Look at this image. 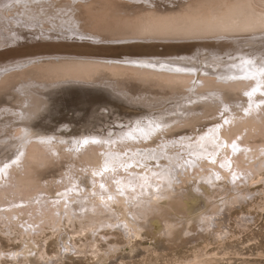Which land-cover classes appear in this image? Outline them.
Wrapping results in <instances>:
<instances>
[{
	"label": "bare ground",
	"instance_id": "bare-ground-1",
	"mask_svg": "<svg viewBox=\"0 0 264 264\" xmlns=\"http://www.w3.org/2000/svg\"><path fill=\"white\" fill-rule=\"evenodd\" d=\"M39 1H45V0H11V2H9L8 4V7H10V10H11L10 13H7L6 7H3L0 5V51L2 50L3 52L5 50L4 48L6 47L4 46V43L9 42L8 45L6 46L15 45L17 47H21L26 44V43L23 44V42L19 43L20 40H17L12 32L13 30H15L16 32L19 31V29L15 28L17 26L16 21L10 20V17L13 15L18 21H20L21 17L28 18L27 20L23 21L24 25L20 27L21 28L23 27L24 28L23 31L25 33L31 34V38L35 39L34 40L35 42L31 43V45H33L34 47H36L37 44L39 45L46 44L47 39L50 38L51 40H57V43L61 45L60 48L57 50V53H64V55L75 53L80 58L73 59V60H67L66 58L56 57V59L53 58L51 59V61L42 62L39 65L36 64L33 68L28 69V70H22V71L18 70L17 72H10L9 75L7 74L6 77L0 80V87H4L3 85H6V83L11 81L14 77L16 76L20 77V75L21 76L26 75L27 73L31 72V70L40 72L39 74H41V76L42 74H46L49 76L51 74H60L61 76L60 78L51 81L52 83L55 84L56 88L60 87L58 90H61L62 86L66 87V85L68 84L71 86L77 85V88H78V85L87 86V85H95V84L104 85V87L109 86L111 88L112 87L118 88L119 81L124 82L126 85H127V82L135 83V84L140 82L139 84L136 85L135 89L137 88V86L139 87V85H141L140 89H144V88L146 89V85H151V86H148L147 89H149V87H151L150 89H152V87L153 88L155 87L154 89L156 90L158 86L159 87L158 91H161L163 89L161 92L165 93L166 88L167 87L170 88V91L167 93H171L172 94L171 97L170 96L169 98L166 97L165 95L167 93H165L164 97L162 96L160 98L159 97L157 98L158 99L157 102L158 103L161 102V104H158L159 107L160 105L162 106V104L164 106L166 105L165 110H167V112L168 111L172 112L174 116L170 117L167 114L168 117H165L164 116L165 113L162 114V111H161L162 115L157 116L158 119L155 122L150 121L154 119L155 117L147 121L148 123L144 122L143 120L141 121L138 118H137L138 120L131 122L133 118L132 119L130 118L131 121L129 122V124L126 122V124L128 125L125 126L124 128H121V129L118 128L119 130L117 131V128L115 127L116 130L114 131H117L115 133H110V132H113V130L110 131V129H108V131H110L109 133H103L104 132V129H103V132H102L103 134H100L99 132L98 133L97 132L96 133L84 132V133H75L69 136L65 134L64 135L60 134L58 133V131L57 132L54 131L58 129L57 127H56L57 129H54V130L47 128L45 125L46 121L43 119L48 114V111L50 112L53 110L52 112H50L52 114L54 112L55 106L57 107L59 105L58 103L60 101L59 95L61 92L58 95L59 99L57 98L58 105L57 103L53 104V102H52V105H50L49 101H44L42 99L43 96H40L37 93H30V97L25 99V101H22L21 106L13 107V106L3 105L4 107V109H2L3 114L12 115L9 118V121L7 123H2L0 125V158H1V154L4 152L6 153L3 155V160L4 158H8V161L6 162L3 161V163L0 164V218L5 221L3 223L8 225L6 220L9 219L13 221L12 220L13 217H16V219L18 217V220L13 223L15 224V226L17 225L16 227H19L17 229H19V233L23 237V240L31 236L32 232L34 231V230L32 231V229H34V226H32L33 224L25 225L24 224L25 217L21 219L19 214L20 213L23 214L27 212L28 213L31 212V214H35L39 210L41 211L39 219L41 220L46 219V217L48 216L49 217L48 223L52 224L55 230L57 229L61 230V226L63 225L62 220L64 218L68 219V221L71 223H75V221H78L80 223V228H81L79 233L81 234H87V235L95 234L96 235L99 232V230L100 229L102 230L103 228L124 230L126 235L133 239V240H130V243H129V247L132 249L130 251L131 253L129 254L128 252H126L124 256H129V255L133 256L137 251H139L138 248H140V246L142 245H138L140 244V241H141L138 239H141L144 237L142 231L147 230V228L149 227L147 223L150 217L153 216L154 213L159 210L161 211L160 216L162 217L163 222L165 224L164 232L166 234V237H167V234L172 233L171 230H173L174 228L176 229V227L178 226L183 227L182 229L181 228L180 229L182 230V232H186L188 236L190 235V239L191 238L194 239V237L195 238L202 237L200 236L199 233L200 232L205 233L206 230H208V233L214 235V237L219 241L220 246H225L227 241L236 239L238 238V236L244 233L246 230L242 229L241 227H245V228L250 227V225L253 223V217H252L253 215L251 216L244 215L241 219H239L240 220L239 227L241 228V230L239 229L240 231L238 233L236 232L232 233L231 231H221L220 229L215 230L214 227H211L214 224L218 225V223L217 222L213 223L210 220L211 214L206 212V210H212L213 213H215V211L222 210L223 208H226L228 210L230 208V205H233L235 204L234 202H237L236 201L237 196H242L243 201H244V196L242 195L243 192H240V190L238 189L229 195V192H230L229 187H228V190L227 188H224V191H223V188H221L222 190L219 191L217 195L219 196V198L216 197L218 199L217 201H215L216 200L215 198V200H211V202L208 200L209 202L207 203L208 205H205V203H202L201 206L204 211L201 212V215H200L201 217H199V219H196V220L188 219L184 215V212L183 214L177 213V212L173 214L170 213L169 209H173L172 208L173 203L169 205H165V206L164 205L157 206V204L163 198L165 197L171 198L169 188L172 184L170 185L171 183L170 181L171 179L173 180L175 173L176 174L178 173V168L183 169L186 166H188L189 163L187 161L189 160L199 163L198 160L201 158L200 155H202V157L208 158V161H211L210 164H208V166L209 168L211 167L212 169H214L215 172H217L216 168L219 163H221L224 166L225 164L228 165L227 163L229 161H230L229 164L236 163V166H239V170L240 171L242 170V173L245 174L246 179L247 178L249 179V176H251V174H254L256 171H258V175L261 176L260 172L264 171V144H255L253 148L248 149L247 146L244 147L243 142L242 143H238L239 141L236 142L238 135H241L243 131H246L245 132L246 138L256 137V134H258V132L261 136L264 137V101L260 97L261 95H264V66L258 67L257 66L258 63L249 61L250 64L247 68L245 67V69L243 67L246 66L247 63L242 65L243 66V67L241 66L242 68L240 67L239 69L235 71H232L230 69L224 71L223 69V71L221 70V72L214 73L212 69L206 68L207 67L206 65L210 66L212 64V62L210 64V62H208V60L206 59H205L206 61L205 60L202 61L204 64H206L204 65L206 66L205 68L202 67L201 65L199 66L198 64H195L192 60L183 61L185 58L187 59V56L184 57L185 53H183L184 55L182 54V52L187 51L186 50V48H188L187 46L182 49L181 46L178 45V47L180 46V48L177 49L178 48L177 47L176 49H174L172 45H168L170 48L165 49L166 50L165 52L164 51L161 52L160 50L157 49V45L145 44L146 42L145 40L150 41L152 39V41L150 42H155V41H158V39L153 38V36L143 38L144 36L142 35L143 32H146V31H150L154 34H157V33L179 31L183 29L209 30L213 28H218L217 23L213 22L212 20L215 17H219V14L218 15L217 13H215L214 15L212 14L213 16L211 18L213 19H211L210 17H208V19L207 18L201 19V18H196V17L184 18V17H181V15H179L181 18L178 17L177 19H174V21H172L171 23H169L170 20L167 19L168 17L166 18L164 17L163 18L164 20L162 19L163 21H158L159 23L162 22V24L165 23L164 27H160L158 22H153V20L151 21L150 19L151 17L150 18L148 17L149 21L143 22L142 25L139 27L140 33H137V34L135 33L132 35L129 34V35L120 36V37H104L103 35L99 33H95V31H91L88 28H86V30L89 31L90 33L84 30L78 31L77 23H76V19L78 21V17L75 16V14H73L74 12L72 13L73 15H70V16L66 15L67 13L69 14L70 9L64 10L63 12V13H66V11H68L65 14L68 17H65L64 15H63L64 17H62L61 15H60L61 17H59L52 11L48 12L46 8H43L40 11L38 9L39 5H37V2ZM48 1L50 2V4L51 3L55 4V7L57 8L62 7L63 9V7L65 8L66 6V4H64L65 2L61 0H48ZM94 1L96 2V0ZM102 1L103 2H101L100 0H97V3H100V4L104 3L105 6H107L106 4L112 3L114 1L116 3V0H102ZM120 2H123V1L118 0V2L115 5H117L118 3L120 4ZM67 3L69 2L67 1ZM94 3H91V4L88 3V5H93ZM23 5L26 6L27 8H23ZM249 5H251V0H241L228 9L227 13L229 15L231 16L234 15L233 17H235L237 21L241 19L238 24L234 21L235 19L232 21L230 20L231 22L235 24H232L231 26H229V28L233 26H240V27H255L256 26V21L254 20V16H253L254 14H252V12L250 11L251 9L249 10ZM85 9L86 10L82 11L81 13L82 15L81 21L83 22L84 27L88 26V27L94 28V23L91 20V18H87L83 16V14L89 13L94 8L91 9L90 6H87ZM256 18H259V17H256ZM99 20L100 19H98L97 21L98 23H99ZM256 20L258 23V20H262V19L259 18ZM231 22H229V24H231ZM259 22L261 23L262 21H259ZM105 23L103 25L100 23L99 26H97L98 24L96 26L100 27L102 25V28L104 29V25H105V29H108L109 24L107 23L106 25ZM155 23H158V24H155ZM13 25H16V26H13ZM37 25L44 27L46 29L53 28L55 30H62V31L66 30L68 32H74V34L79 37H83L85 35H90V36L93 35L95 37V41L90 43L86 41L78 42L75 40L73 41H70L68 39L65 40L63 36L59 34H50V33L37 31L36 29ZM30 26L32 27L31 29H30ZM149 38L150 40H148ZM117 39H120L121 41H125V42L112 43L114 42V40L116 41ZM135 39L136 41H134ZM138 39L139 40L145 39L143 40L144 43L142 41L143 45L137 44L139 43ZM98 41L99 42L101 41L102 43L97 44L99 43ZM67 43H76V44H81V45L89 46V47L95 46L96 49H82V50L72 51V47L69 46ZM226 44H227V41L218 45L219 47L217 51L221 48H224ZM136 45H140V46L135 47ZM133 53H136V54H133ZM195 53H196V50H195ZM199 54L198 56L204 59V55L202 54L199 55ZM191 56L193 57V55ZM180 57L184 59L182 61L176 60L177 58L179 59ZM200 60L198 62L196 59L198 63L201 62ZM202 62L200 64H202ZM120 63H124L127 66H120L119 65ZM216 65L217 64H215L213 67L216 68ZM3 71L5 70L0 69V74L5 73ZM107 72L111 73L112 77H115L116 79L114 78L113 80L110 79L109 77L111 75L108 76L109 73ZM125 72H132L133 75L131 77H128L125 75ZM203 72L212 74V75L214 74L215 76H217V81L213 84L212 82H210L211 83L210 87H207V84L204 82V80H202L204 78L201 79L200 77L201 76L200 74ZM98 73L100 74L103 73V75L101 74L102 77L106 76L104 74L107 73L108 77H103V80L101 79V81L97 80L98 77L96 78L95 75H97ZM100 74H98L99 78L101 77ZM196 75H197V79L195 77ZM194 79H196V81H193ZM200 80H202L201 83H203L202 87L200 86V83H199ZM188 82H194V83H191L189 85ZM142 83L144 85L143 86L144 88H142ZM135 84L133 85L135 86ZM153 84L156 86H152ZM133 85L130 84L131 87H133ZM187 86L191 87L189 91L184 90V89H187ZM234 86L241 87L243 93L240 97H238V99L227 100L224 97V95L227 97H229L230 95H227V93L224 94L226 91H228L225 88L232 89V87ZM65 87L64 89L68 90L67 88H69L70 86L67 88ZM182 87L183 88L186 87V88H184L182 91ZM235 87L233 89H235ZM39 88L44 90L45 88H48V86L39 87ZM72 88L71 90L68 91L69 95L71 94V92H73ZM117 88L113 89L114 90L113 93L116 92L115 90L117 91L121 90L120 88L118 89ZM90 89L92 90V88ZM90 89L86 91L90 92V95H91L90 97L92 98L94 97V94L96 95L97 92L94 93L93 92L94 89L91 92ZM73 90H78V89H73ZM107 90H108V87H107ZM107 90H105L104 92L107 93L106 92ZM121 91L124 92L122 96L126 95L125 94L126 90L124 91L123 89ZM158 91H155V92H158ZM75 92L77 91H74L73 93ZM78 92H81V91H78ZM87 92L86 94H83L84 97L85 95L87 97L89 96L87 95L88 94ZM127 92L128 91H126V93ZM108 93H111V92L108 91ZM103 94L100 93L101 99L108 100L106 98L110 96L108 95V97L104 98V96H107V95H103ZM231 94L233 95V93ZM244 94H246V96H243ZM98 96H95V97L99 99ZM87 97L85 99H87L88 101L89 99ZM145 97L146 96H144V99ZM232 97L233 96H231V98ZM119 98H120V95H119ZM127 99L130 100L131 97L128 96ZM132 99L134 98L132 97ZM204 99H207V100H204ZM105 100H104V105L106 103ZM147 100L148 99L142 100L141 98L140 103H144V101L146 102ZM122 101L124 100L122 99L121 102ZM135 101H138V99ZM154 101H152L153 104L155 103ZM195 101H201V102L210 101V103L212 104L215 103L216 106L224 107L225 109L224 111L227 110L231 114L229 115L225 113L223 117H225L226 119L222 123L219 122L218 124V121H214L213 123L214 124L217 123V125L206 130L204 133L201 132L202 134L200 133L197 136L198 138V141L196 140L197 142L192 140L193 138L192 139L184 138L181 140H177V139L175 140V138L181 133L173 134V136L171 135V138H168L165 135L164 137L165 139L161 141V145L160 144L156 145L159 142H154L153 140H150V141L154 143L145 142L148 138H151L154 134L157 135L156 136L157 138H158V134H164L165 132L164 130L170 127L171 125L173 127V123L175 124V122L178 123L177 121L179 122H181L182 120L184 121V119H181V118H183V116L187 112L193 115L192 118L197 117V115L199 114L197 113L199 112L197 110H199L200 108H203V106L202 107H189V108L185 107V109L184 107H179L180 103L182 104L186 102L190 104ZM63 102L65 101H62V103ZM79 102H81L80 104H84L82 103L83 102L82 100ZM114 102L112 105L114 106L115 103H116L115 105H117L118 101L115 103ZM149 102L151 101L149 100ZM249 102L250 104L248 105ZM146 103H144L145 106H147L148 104ZM64 104H66V102ZM212 104L209 105V108L207 106V109H211L210 107H212ZM49 106L52 107L51 108L52 110H49ZM80 106H84V105H80ZM148 106L147 108H149ZM152 106L153 105H151L150 108H152ZM59 107L60 106H58L55 109L56 112L58 111L56 115L59 114V110H58ZM72 107L71 109L75 111L76 108L74 109ZM121 107L123 106H120V108ZM174 107H176L177 110H174L173 109ZM220 107H218V109ZM97 108L98 107H96V109ZM62 109L64 110H60V111L61 112L63 111L62 114H64L65 108L63 106H62ZM123 109H122V112H123ZM129 111L130 109H128V112ZM131 111L133 112L134 109H132ZM137 111L135 110V113ZM140 112H141V109H140ZM150 112H152V109L150 110ZM156 112H153V113H156ZM101 113L103 112L101 111ZM179 113H182V114L180 115ZM117 115L119 114L117 113ZM150 115L152 116V114ZM90 116H94V115L91 114ZM100 116L101 114L98 117ZM111 117L112 116L110 114L109 118ZM117 117L118 116H116V118ZM190 117L186 118L188 119L187 122L185 119L186 124L189 126L192 125L193 123L195 124V121L198 119L197 117V119L194 118L193 120L189 121ZM204 117H206V114L204 115ZM11 119H15V121L12 122ZM72 120L74 122H78L80 119L78 121L76 119H75L76 121L74 119ZM97 120H99V118ZM198 120L200 121L201 119H198ZM81 121L82 120H80L79 122ZM183 121L181 122L182 124H183ZM83 122H84V119H83ZM63 123L62 125H64ZM65 124L67 123L65 122ZM112 124L113 123H111L110 125L111 127H112ZM209 124L210 123H208V125ZM62 125L60 124V126ZM91 125L93 124L90 123L89 127H91ZM114 126H115V123H114ZM114 126L112 127L113 129H114ZM176 126H179V125L176 124ZM107 127L105 128L107 129ZM76 129L77 131H80L78 130L79 128H75V132H76ZM259 134L257 135L258 137H260ZM219 136L221 139H218ZM247 141L249 140H245V142ZM263 141L264 140H262L261 142ZM249 143L251 142L249 141ZM178 145L179 146L181 145L180 147L183 146V149L187 148L186 149L187 151H184V152H187L188 154L185 155L183 154V151L180 152L181 149ZM85 146L87 147L84 148ZM25 149H27L26 152H25ZM201 151H204V153L203 154L200 153ZM10 153L12 155H10ZM219 153L221 155H224L223 159H217V155ZM231 154L234 156L232 160L229 159V157L232 156ZM257 157H259V159H256ZM65 165L66 167L68 166L67 167L68 172H66L65 174L66 176L65 179L63 178L64 175L63 177L61 176L62 173L59 176L54 174L55 166L59 167L58 168L59 172H63V170L65 169L64 167ZM88 166H89V169L87 168ZM223 166L221 167L223 168ZM80 167H82L81 169L83 170L79 171ZM55 168L57 169V167ZM85 168L86 170L84 172ZM120 169L124 170L125 173L116 172V170L121 171ZM103 170L104 172H102ZM243 170L245 171V173ZM55 173H58V172H55ZM103 173L105 174L104 175L105 178L108 177L107 178L108 181L110 180V181L116 182L115 187L118 188V191L111 192L112 190L109 189L110 191L109 192L107 191L108 193H110L109 195H107V193H104V190H102L101 188L102 186L108 185L107 184L108 182H106L105 184V178L102 176ZM112 174L114 176L113 178L111 176ZM6 177H8V179H5ZM61 177L62 179H64V181L61 180L63 181V183L64 182H66L67 184L69 183V186H70L69 188L67 184H66L67 186L65 187L60 186V184H52L57 178H61ZM97 177L100 179H98ZM50 178H52L51 181H50ZM155 179H157L158 181H156ZM238 180L234 178L233 181H238ZM252 180L254 179H251V182ZM260 181L264 182V174L261 176ZM89 182L92 183L90 185H92L93 189L88 188ZM233 184H236V183H233ZM236 186L237 185H235V187ZM33 187H38L36 188V190L40 188L39 191H41L43 195L34 197L35 196L34 194L36 193L32 194V191H30L31 188ZM56 194L58 195L55 196ZM109 197L112 198V200H109ZM238 199L240 198L238 197ZM178 200L180 203L178 202ZM178 200L176 201L181 206L182 201H180V199ZM238 201L240 202V200ZM116 202L122 205L124 204L126 205L128 203V205H126V208H128L127 214L125 212L122 219H119V218L117 219L116 217L117 215L115 216V214H113L114 213L112 211L113 204L114 203L116 204ZM257 202L258 200H254V203L252 204V206L256 205ZM260 208L263 209V206L260 205ZM128 216H131L132 218L130 219ZM178 220H180L179 222L183 221L184 225L178 224ZM45 221L46 220H44V222ZM20 224H24L23 229L22 228L20 229V226H19ZM204 228H207V229L204 230ZM138 229H140V231H138ZM11 231L12 230L10 228L8 233L12 235ZM59 233L61 234L60 236H62L61 237L62 242L65 245L64 246L65 252L60 255H56L55 258L50 256L51 259L48 260L49 262L51 263H54L55 261L58 262L59 260H62V258L64 257L72 256L74 253H75L74 255L76 254L84 255L88 249L87 247L91 248V251H92L91 253L93 256L95 257L101 256L102 252L99 251L98 245L100 242H99V237L97 235L96 236L94 235L95 238H93V240H91V238L88 239L87 247H85V249H79L77 247L76 249L78 250H75L74 246L73 247L72 245L68 246L67 244V243L71 244L68 233L67 232H59ZM72 234L73 233L71 232L70 236H73ZM100 236L106 237L105 235H102V234ZM168 241L169 243L171 242L169 239ZM180 241L184 242L182 240ZM212 244H213L212 242H208V243H205L204 246H212ZM25 245H26L25 250L15 253L13 257L14 264H24V263H29V262L47 264L45 263V260L47 261V259L45 258L46 256L42 252L36 253L37 248H35V246L33 245H30L28 242H25ZM35 245L38 247V249L41 247V245L37 243ZM195 246H198V245H195ZM119 248L117 247L113 248L112 251L107 254L109 255L107 256V259L108 258L110 259L111 257L110 254L112 255V253L115 256L122 255L123 252ZM150 248H153V247H149V249ZM33 253L34 254L36 253L34 257H32ZM0 254H1V249H0ZM103 255L100 257L101 258L100 262L104 260L102 258ZM0 258H1V255H0ZM116 258L117 257H115V259ZM113 260L112 261L109 260V261L113 262ZM196 260H198V258ZM3 263L4 262H1L0 264H3ZM118 264H125V263L123 261H120Z\"/></svg>",
	"mask_w": 264,
	"mask_h": 264
},
{
	"label": "rangeland",
	"instance_id": "rangeland-1",
	"mask_svg": "<svg viewBox=\"0 0 264 264\" xmlns=\"http://www.w3.org/2000/svg\"><path fill=\"white\" fill-rule=\"evenodd\" d=\"M61 1H64L65 2L64 4H66V6H65L66 9L64 7H63V9H62V7H59L61 9V11L59 8L55 7V4H52V3L50 4V2L48 0L37 2V5H39L38 9L41 11V9L46 8V10L48 12L52 11L56 15H58L59 17H61V16L62 17H64V16L68 17L66 15L70 16V15L75 14V16L78 17V21L76 19L78 31H80V30L87 31L86 28H88L91 31H95V33H99V34L103 35L104 37H120V36L129 35V34L132 35L135 33L136 34L140 33L139 27L142 25L143 22L149 21L148 19L150 17H151L150 18L151 21L153 20V22L163 21L164 17L165 18L168 17L167 19L170 20L169 23H171L172 21H174V19H177L178 17L179 18H181V17H184V18L196 17V18H201V19H205V18L208 19V17L211 18L215 13H217V15L219 14V17H215L214 19L213 18H211V19H213L212 20L213 22L217 23L218 28H213V29H209V30H206V29H183V30H179V31L157 33V34H154L150 31H146V32H143V34H142L144 36L143 38L153 36V38L158 39V41L150 42V41H152V39L150 40V38L148 39L150 41H147L145 39H142V40L138 39L139 43H137V44L143 45V43H144L143 40H145L146 41L145 44H148V45L155 44V45H157V49L160 50L161 52L162 51L165 52L166 51L165 49L170 48L168 45H172L174 47V49H176L178 47V45H180L182 49L187 46L188 47V48H186L187 51L182 52V54L185 53V55L184 54L183 55H184V57L187 56V59L180 57L179 59L177 58L176 60H178V61H182L183 59H184L183 61H185V60L191 61L192 60L195 64H198L199 66L201 65L204 68L207 66L206 68L212 69V71H214V73L215 72H221V70L223 71V69H224V71L229 70V69L232 71H235V70L239 69L242 65L247 63L246 66H244V67L242 66L245 69V67L247 68L249 66L251 61L258 63L257 64L258 67L264 66L263 65V63H264V26L263 25L264 24H262V23H264L263 22V20H264V0H262V1L261 0H251V5H249V10L251 9L250 11L252 12V14H254L253 15L254 20L256 21L255 27L233 26L230 28H229V26H231L232 24H235V23L231 22L232 20L235 19V17H233L234 15L231 16L227 13L228 9L231 8L233 5H235L238 1H241V0H120L123 2H120V4L118 3L117 5H115L118 2V0H116V3L114 1L112 3L106 4L107 6H105L104 3L103 4L97 3V0H96V2L94 0H61ZM67 1L69 3H67ZM100 1L103 2L102 0H100ZM9 2H11V0H0V5L3 7H6L7 13L11 12L10 7H8ZM90 2L91 3L95 2V3L93 5H88V3L91 4ZM87 6H90L91 9L94 8V9H92L94 12L91 10L89 13L83 14V16L87 17V18H91V20L94 23L95 29L92 27H88V26L84 27L83 22L81 21V17H82L81 13H82V11L86 10L85 8ZM108 6H109V8H108ZM105 7H106V9H105ZM169 7H171V8H169ZM23 8H27V7L23 5ZM67 9L68 10L70 9L72 11L69 10V14L67 13L68 11H66L67 14L63 13L64 10H67ZM170 10H172V11H170ZM170 14H172L173 16ZM91 15H92V17H91ZM179 15H181V17ZM256 17H259L262 20H258V23H257L256 19H259V18H256ZM97 18L100 19L99 23L97 22L98 21ZM231 18H233V19H231ZM27 19L28 18H26V17L25 18L21 17L20 21H18L13 15L10 17V20L16 21L17 26L16 25H13V26H16L15 28L19 29L18 32H16L15 30L12 31L14 36L16 37L17 40H20L19 43L23 42V44L24 43H26V44L24 46L17 47L15 45L6 46V45H8L9 42L4 43V46L7 49L4 48L5 50L3 52H2V50L0 51V54H1V56H0V69L5 70V71H3L5 73L0 74V75H2V76H0V80L2 78L6 77L7 74L9 75L10 72H17L18 70H20V71L28 70V69L33 68L36 64L39 65L42 62L51 61V59H53V58L56 59V57L57 58L58 57L59 58H66L67 60H73V59H79L80 58L75 53H70L67 55H64V53H57V50L60 48L61 45L57 43V40H51L50 38L47 39L46 44H43V45L37 44L36 47L31 45L32 42H35L34 41L35 39H32L31 34L25 33L23 31L24 28L20 27V26L24 25L23 21H25ZM227 19H229V20H227ZM94 20H96V21H94ZM240 20L241 19H239L237 21V19H235L234 21L238 24ZM104 21L109 24L108 29H105V25H104V29L102 28V25L105 23ZM259 21H262V22L260 23ZM229 22H231V24H229ZM100 23L102 25L100 27H97L100 25ZM107 23H105V24L107 25ZM158 23H155V24H158ZM110 24H112V25H110ZM114 25H115V27H114ZM159 26L164 27L165 23L162 24V22H161V23H159ZM31 28L32 27L30 26V29ZM97 28H99V29H97ZM36 29L39 32H45V33H50V34H59V35L63 36V38L65 40L66 39H68L70 41L75 40L78 42L86 41V42H90V43L95 41V37L93 35H91V36L85 35L83 37H79V36H76L74 34V32H68L66 30H64V31L55 30L53 28L46 29V28L38 26V25L36 26ZM87 32L90 33L89 31H87ZM41 40H43V39H41ZM117 40L116 41L114 40V42H112V43L125 42V41H121L120 39H117ZM138 40H137V42H138ZM160 40L162 43L160 42ZM134 41H136V39ZM142 41H143V43H142ZM225 41H227V44L225 45V47L221 48L217 51V49L219 47L218 45H220L221 43H223ZM100 43H102V42L100 41L97 44H100ZM67 44L72 47V51L73 50L74 51L82 50V49H96L95 46L89 47V46H84V45L76 44V43H67ZM182 45H183V47H182ZM137 46L139 47L140 45H136L135 47H137ZM180 46L177 49H179ZM211 48H213V49H211ZM190 50H192V51H190ZM195 50H196V53L198 52L197 54L195 53ZM199 52H200V54H199ZM102 53H104V52H102ZM129 54H131V53H129ZM133 54H136V53H133ZM198 54L204 55V59L200 58V56H198ZM5 55H7V56H5ZM188 55L190 58L188 57ZM191 55H193V57ZM196 59L198 62L200 59H201L200 60L201 62L206 59V60H208V62H210V64L212 62V64L210 66L204 64L203 62H202V64H200L201 62L198 63L196 61ZM215 64H217L216 68L213 67ZM260 64H261V66H260ZM119 65L120 66H127L124 63H120ZM204 65H206V66H204ZM5 68H7V69H5ZM253 68H254V66H253ZM39 73L40 72H38V71H32L31 70V72L27 73L26 75H22V76L20 75V77L16 76L17 78L14 77L11 81L6 83V85H3L4 87H0V125L2 123H7L9 121V118L12 116L11 114H3V110H2V109H4L3 105L13 106V107L14 106L15 107L21 106L22 101H25V99L30 97V93H37L38 95L43 96L42 99L44 101H49L50 105H52V102H53V104H56L58 102V99L60 98L59 99L60 101L58 102L59 105L57 103V105L61 107V109H60V107L58 109L60 115L59 114L56 115V113H58V111L57 112L55 111V109L58 106L57 107L55 106V109L53 108L54 112L52 114L50 113L53 111L51 109L52 107L49 106V110H52V111H50V112L48 111L49 115L47 114L48 116L46 115L45 118H43V119L46 121L45 125L47 128H50L53 130L58 128L57 130H54V131H56V132L58 131V133H60V134H63V135L65 134V135H69V136L73 135L75 133H84V132H92V133H96V132L98 133L99 132L100 134H103V133H109L112 130H113V132H110V133H115L119 130L118 128L121 129V128H124L125 126H127L132 118H133V120L131 122L140 119L141 121L143 120L144 122L148 123L147 121H149L153 117H155L154 118L155 120L152 119L150 121L155 122L158 119L157 116H161L163 113H165L164 114L165 117H168V115L170 117L174 116V114L172 112H170V111L167 112V110H165L166 105L164 106L162 104V106L160 105V107H159L158 104H161V102L160 103L157 102L158 97L159 98L162 96L164 97L165 93L170 91V88H168V87L166 88V90L167 89H169V90L166 91L164 89L165 90V93H164V92H161L163 89L161 91H158L159 90L158 86H157L158 89L156 88V90H155L154 89L155 87L154 88L152 87V89H150L151 87H149V89H147V87L151 86V85H146V89H145L143 87L144 85L142 83V88H144V89H140L141 85H139V87L137 86L138 89L137 88L135 89L136 85L139 84L140 82L136 83V84L127 82V85H126L124 82L119 81L118 82L119 86L117 85L118 88H120L121 90L124 89V91L125 90L128 91L127 93L125 91L126 95H124V96H122L124 94V92L121 91L120 89H119L120 91L115 90L116 92L113 93L114 92L113 89H116L117 87L111 88L109 86H105L106 87L105 88L104 85H99V84L87 85V86L86 85H78V88H77V85L71 86L68 84L70 87L68 85H66V87L64 86L65 88L69 87V88H67L68 90L64 89L63 86L61 87L62 88L61 90H58L60 87L56 88L55 84L52 83L51 81L60 78L61 77L60 74H51L50 76L46 75V74H42V76H41V74H39ZM107 73H109V72H107ZM107 73L104 74L106 76H103V77H108L111 75V73H109L107 76ZM98 74H100V73H98ZM101 74L103 75V73H101ZM101 74H100V76H101ZM97 75H95L96 78L98 77L97 80H100V81H101V79L103 80L102 76L99 78V75L98 76ZM125 75L128 77H131L133 75V73L132 72H125ZM200 75H201L200 76L201 79L204 78L202 80H204V82L207 84V87H210V84H211L210 82H212V84H213L217 81V76H215L214 74L212 75V74H208V73L203 72ZM262 75H263V73H262ZM203 76H205L206 78ZM195 77L197 79V75ZM109 78L112 80H113V78L116 79L115 77H112V75ZM210 78L213 80H211ZM196 79H194L193 81H196ZM214 79H216V80H214ZM202 80L199 81L201 87L203 85V83H201ZM120 82H122L123 84ZM188 83L190 85L191 83H194V82H188ZM130 84L131 85L135 84V86L133 85V87H131ZM154 84L152 86H156ZM45 86H48V88H45L44 90L39 88V87H45ZM89 86H90V88H92V90L94 89L93 92L94 93L97 92L99 94V96L97 93H96V95L93 93L94 97L91 98L90 92H87L90 89ZM107 87H108V90H107ZM234 87H232V89L231 88H225L228 91L225 90L226 92L225 93L223 92V93L224 94L227 93V95H230L229 97L224 95V97L227 100L238 99V97H240L242 95L243 92H242L241 87L237 86V87H235V89H233ZM71 88H72L73 92L74 91H77V92L73 93L70 91L71 94L69 95L68 91L71 90ZM86 88L87 89L89 88V89L87 90ZM184 88H186V87H184ZM184 88L182 87V91ZM34 89H36V90H34ZM73 89H78V90H73ZM190 89H191V87L187 86V89H184V90L189 91ZM92 90H91V92H92ZM105 90H107L106 91L107 93L104 92ZM78 91H81V92H78ZM108 91L111 92L112 94L108 93ZM131 91H132V93L134 92L135 95H134V93L132 94ZM155 91H158L159 93L160 92L161 93L159 94L158 92H155ZM86 92L88 93L87 95H89L88 97L86 95L84 97V95H83V94H86ZM235 92H236V94H235ZM59 93H60V95H59ZM79 93L82 94L84 99L81 96V94H79ZM100 93H102V94L105 93L103 95H107V96H104V98L108 97V95L110 96V97L106 98L108 100L104 99L106 102L105 103L106 106L104 105V100L101 99ZM231 93H233V95ZM74 94L75 95L77 94V95L75 96ZM117 94H118V96H117ZM141 94L143 97L141 96ZM167 94H168V96H167ZM167 94L165 96L168 98H169V96L171 97V95H172L171 93H167ZM237 94H238V96H237ZM111 95L113 98L111 97ZM119 95H120L121 99L119 98ZM95 96H98L100 101ZM128 96L131 97L130 100H132L134 103L136 102L137 104L136 103L134 104L132 101L127 99ZM135 96H136V98H135ZM144 96H146L145 99H148L146 101L148 104L145 101H144V103H146L147 106L150 103V105L148 107L150 108L151 105H153L152 108L149 109V108H147V106H145L144 103H140L141 98H142V100H145ZM231 96H233V97L235 96V97L231 98ZM243 96H246V94H244ZM86 97L89 99L88 101H87V99H85ZM132 97L134 99H132ZM260 97L264 101V95H261ZM122 99L124 101L121 102ZM137 99H138V101H135ZM76 100H78V101H76ZM81 100L83 101L82 103H84V104H80L81 102H79V101H81ZM113 100L115 102L118 101L117 102L118 106L115 105L116 103ZM125 100H126V102H125ZM149 100L151 102H149ZM204 100H207V99H204ZM62 101H65L66 104H64L65 102L62 103ZM107 101H109L110 103L112 102V103L110 104ZM152 101H154L155 103L153 104ZM161 101H163V100H161ZM60 102H61V104H60ZM99 102H101V103H99ZM113 102L115 103L114 106L112 105ZM125 103H127V104H125ZM241 103H242V101H241ZM142 104H144V105H142ZM211 104L212 103H210V101H204V102L203 101L202 102L201 101H195V102L190 103V104H188L186 102L182 103V104L180 103L179 107H184V109H185V107L186 108L202 107V106H203V108L205 107L204 109L200 108L199 110H197V111H199V112H197V113H199L198 114L199 116L197 115V117H198V119H201V120L199 121L197 119V117L192 118L193 115L191 113H190L191 114L190 115L189 112H187L188 114L185 113L183 118H181V119H184V121L183 120L182 121H183V124H185V125H183L181 123L182 121L181 122L177 121L178 123H176V122H175V124L173 123V127L171 125L167 129H165L164 134H158V138L156 137L157 136L156 134H154V135L152 134L154 136V137L152 136L153 139H152V137L148 138L145 142L146 143L159 142L156 145H158V144L161 145V141L165 139L164 138L165 135L168 138H171V135L173 136V134H178V133H181V134L178 135L175 138V140L176 139L181 140L184 138H189V139L193 138L192 140L198 141L197 136L201 132L204 133L206 130L217 125V123L216 124L213 123L214 121H218V124H219V122L222 123L226 119L225 117H223L224 114L225 113L229 114V115L231 114L227 110L224 111L225 110L224 107L216 106L215 103H213L214 105L212 104V107H210L211 109H207V106L209 108V105H211ZM249 104H250V102L248 103V105ZM80 105H84V106H80ZM124 105L127 107H125ZM129 105H131V106H129ZM62 106L65 108L64 114H62L63 111L62 112L60 111V110H64V109H62ZM120 106H123V107H121L122 109L125 107L123 109V112H122V109L120 108ZM71 107L74 109L76 108L75 111L73 109H71ZM96 107H98L97 108L98 110L96 109ZM218 107H220V108L218 109ZM94 109H96V110H94ZM128 109H130L129 112H128ZM132 109H134L133 112L131 111ZM140 109H141V112H140ZM151 109H152V112H150ZM173 109L177 110L176 107H174ZM116 110H118V111H116ZM135 110L136 111L139 110V111H137L135 113ZM155 110L158 111L159 113L156 112ZM101 111L103 113H101ZM161 111H162V114H161ZM105 112L107 114L110 113L112 116L111 118L113 120L111 118H109L110 114L107 115ZM153 112H156V113H153ZM76 113H78V114H76ZM84 113H85V115H84ZM117 113L119 115H117ZM157 113H158V115H157ZM91 114L94 116H90ZM100 114H101V116L98 117ZM150 114H152V116ZM153 114H154V116H153ZM179 114L181 115L182 113H179ZM205 114H206V117H204ZM65 115H66V117H65ZM114 115H115V117H114ZM147 115H149V116H147ZM187 115H188V117L191 116L190 117L191 119L189 118V121L196 118L197 122L195 121V124L193 123L190 126L187 125L186 124V122L188 120V119H186V118H188ZM107 116H108V118H107ZM116 116H118V117L116 118ZM119 116H120V118H119ZM144 116L146 117V119ZM201 116H202V118H201ZM207 116H209V117H207ZM139 117H141V118L143 117L144 119L143 118L141 119ZM148 117H149V119H148ZM78 118L80 120H82L81 121L82 123L79 122L80 120ZM98 118H99V120H97ZM62 119H64L65 121ZM69 119H71V120H69ZM72 119H74V120L76 119L77 121L78 120L79 121L74 122ZM83 119H84V122H83ZM116 119L117 120L120 119V120L117 121ZM185 119H186V122H185ZM124 120H125V122H124ZM11 121L13 122V121H15V119H11ZM60 121H61V123H60ZM121 121H123L124 123ZM65 122L67 124H65ZM105 122H106V124H105ZM126 122L128 124H126ZM62 123L64 125H62ZM86 123H88V124H86ZM90 123L93 124V125H91V127H89ZM111 123H113L112 127L114 126V123H115L114 129L110 126ZM179 123H181V124H179ZM197 123H198V125H197ZM208 123H210L211 125L210 124L208 125ZM60 124L62 126H60ZM176 124L179 126H176ZM85 125H86V127H85ZM180 125H181V127H180ZM62 127H63V129H62ZM105 127H107V129ZM115 127L117 128V131H114V130H116ZM75 128H79L78 130H80V131H77V129H76V132H75ZM59 129L61 130V132ZM103 129H104V132H103ZM108 129H110V131H108ZM99 130H101V131H99ZM245 132L246 131H243L241 135H238L239 138L237 137L236 142H238V141H239L238 143L243 142L244 147L247 146L248 149L253 148L255 146V144H264V141L261 142L262 140H264L263 139L264 137L261 136L259 134V132H258V134L260 135V137H258L257 136L258 134H256V137H258V138H256V137L246 138ZM218 139H221L220 136ZM150 140H153L154 142H152ZM245 140H249L252 144L249 143V141L245 142ZM253 140L255 143L253 142ZM86 147L87 146H85L84 148H86ZM184 147H186V146H184ZM180 149H181L180 152L183 151V154H185V155L188 154L187 152H184V151H187L186 150L187 148L183 149V146H182V147H180ZM26 150L27 149H25V152H26ZM5 153L6 152L1 154L0 164H2L3 161H5V162L8 161V158H4V160H3V155ZM200 153L203 154L204 151H201ZM10 155H12V154L10 153ZM200 156H201V158L200 159L198 158L199 163L189 160V161H187L189 163L188 166H186L183 169L178 168V173L177 174L175 173L173 180L171 179V181H170L171 182L170 185L172 184L169 188L171 198L170 197H169L170 199L166 198V197L163 198L157 204V206H163V205L165 206V205H169V204L173 203L172 204L173 209H169L170 213L173 214V213L177 212V213L183 214V212H184V215L188 219L196 220V219H199V217H201L200 216L201 212L204 211L202 206H201L202 203H205V205H208L207 204V203H209L208 200L211 202V200H215L216 197L219 198V196H217V195H218L219 191L222 190L221 188H223V191H224V188H227V190H228V187H229L230 188L229 189V191H230L229 195L232 194L237 189L240 190V192L244 193V194L242 193V195L244 196V201H243L242 196H237L236 201L238 203L234 202L235 204L230 205V208L228 207L230 210L223 208L222 210H219V211L217 210L218 212L215 211V213H213L212 210H206V212L211 214L210 220L213 223L214 222L218 223V225L214 224L213 226H211V227H214L215 230L220 229L221 231H231L232 233H235V232L238 233L241 230V228L246 230L244 233H242L240 236H238V238L227 241L225 246H220L219 241L214 237V235L208 233V230H206L207 228H204V230H206L205 233H201V232L199 233L200 236H202V237H199V238L194 237V239H192V238L190 239V235L188 236V234L186 232H182L181 229L183 227L178 226V227H176V229L174 228L173 230H171L172 233L167 234V237H166V234L164 232L165 231V224L163 222L162 217L160 216L161 211L159 210V211H156L154 213V215L150 217V219L147 223V225H149V227H148L149 230L147 228V230L142 231L144 237L141 239L137 238L138 240H141L140 244H138V245H142V246H140V248H138L139 251H137L133 256H130V255L124 256L126 254V252H128L129 254L131 253L130 251L132 249L129 247V243H130V240H133L131 237H128L126 235L124 230L112 229V228H107V229L103 228L102 230L100 229L99 232L96 234L99 237L100 243L98 246H99V251L102 252L101 256L104 254L102 257L104 260L100 262L101 256L100 257L93 256L91 253L92 252L91 248L87 247L88 239L91 238V240H93V238H95V236H96L95 234H94L95 235L94 236V235H90V234L87 235V234L79 233L81 230L80 223L78 221H75V223H71L68 221V219H65V218L62 220L63 225L61 226V230H58V229L55 230L53 225L48 223V218H49L48 216L46 217V219H42V220L39 219L40 213H41V211L39 210L35 214H31V212L19 214L21 219H23L25 217V220H24L25 225L33 224L32 226H34V229H32V231L33 230L34 231L32 232L31 236L24 239L25 241L23 240V237L20 235L19 229H17L19 227H16L17 225L15 226V224L13 223V222H16L18 220V217H17V219H16V217H13L12 218L13 221H11L9 219L6 220L8 225L4 224L3 222H5V221L0 218V249H1L0 263L4 262L3 264H14L13 263V257L15 255V253L25 250L26 249L25 242H28L30 245H33V246H35V248H37L36 253L42 252L46 256L45 258L47 259V261L45 260V263H47V264L48 263L49 264H118L120 261H123L125 264H264V182L260 181L261 176L264 174V171L260 172L261 176L258 175V171H256L254 174H251V176H249V179L247 178L248 179L247 180L245 177V174L242 173V170L241 171L239 170V166H236V163H234V164L230 163L231 164L230 165L229 164L230 161H229L227 163L228 165L225 164L224 166L221 163H219L217 165V168H216L217 172H215L214 169H212L211 167L209 168V166H208V164H210L211 161H208V158L202 157V155H200ZM233 157L234 156L232 155L229 157V159L232 160ZM223 158H224V155H221L220 153L217 155V159H223ZM256 159H259V157H257ZM221 166H223V168ZM55 167H57V169ZM55 167H54V174L59 176L62 173L61 176L63 177V175H64L63 178L65 179L66 178L65 174H66V172H68V170H67L68 166L67 167H66V165L64 166L66 170L64 169L63 172H59L58 166H55ZM231 167H232V169L233 168L234 169L232 170ZM81 168L82 167L79 168V171L83 170ZM87 168L89 169V166ZM225 168H227V169H225ZM85 170H86V168L84 169V172H85ZM55 172H58V173H55ZM102 172H104V170ZM116 172L125 173L124 170H121V171L116 170ZM226 172H227V174H226ZM218 173H219V175H218ZM244 173H245V171H244ZM104 175L105 174L103 173L102 176L104 177ZM111 176H112V178L114 177L113 174ZM62 177L57 178L54 181V183H52V184H60V186H64V187L68 185V188H69L70 187L69 183L68 184L66 182L63 183L64 179H62ZM107 178H105V184H106V182H108L107 183L108 185L102 186L101 189L104 190V193H107V195H109L110 193H108V192L110 190H112L111 192H115V191H118V188L115 187L116 186L115 181L114 182L110 181V180L108 181ZM234 178H236L237 180L239 179V180L233 181ZM5 179H8V177H6ZM51 179L52 178H50V181H51ZM98 179H100V178H98ZM251 179H254V180H252V182H251ZM61 180H63V181H61ZM155 180L158 181L157 179H155ZM233 183H236V184H233ZM90 184H92V183L91 182L88 183V188L93 189L92 185H90ZM111 184L113 185V187ZM45 185H46V183H45ZM235 185H237L236 186L237 188L235 187ZM99 186H100V184H99ZM107 187H109V188H107ZM171 187H172V189H171ZM36 188H38V187H33L30 190V191H32V194L36 193V194H34L35 195L34 197L43 195V193L41 191H39L40 188L37 190H36ZM57 195L58 194H56L55 196H57ZM238 197L240 199H238ZM217 198L215 201L218 200ZM178 199H180V201H182L181 206L179 205L180 202ZM109 200H112V198L109 197ZM176 200H178L179 203H177ZM238 200H240V202ZM254 200H258V202L256 205L252 206V204L254 203ZM116 204L115 203L113 204V210H112L114 212L113 214H115V216L117 215L116 216L117 219L118 218L122 219L125 212L127 214L128 208H126V205H128V203L126 205L124 204L125 206L122 204H119L117 202H116ZM260 205L263 206V209L260 208ZM178 211H180V212H178ZM244 215H250V216L253 215L252 216L253 217V223L250 225V227H247V228L241 227L240 228L239 227L240 226V223H239L240 220L239 219H241ZM128 217L130 219L132 218L131 216H128ZM44 220H46V221L44 222ZM179 221L180 220H178V224L184 225L183 221L182 222H179ZM24 224L19 225L20 229L24 228ZM10 228L12 230L11 231L12 235L8 233ZM138 231H140V229H138ZM59 232H67L68 233V235L70 237V241H71V244L67 243L68 246L69 245H72V247L74 246L75 250H78V249H76L77 247L79 249H85V247H87L88 252L86 251L87 253L85 252L84 255H81V254L74 255L75 254L74 253L72 256L64 257V258H62V260H59L58 262L55 261L56 263L55 262L54 263L49 262L48 260L51 259V257L55 258L56 255H60V254L65 252V249H64L65 245L62 242V239H61L62 236H60L61 234ZM71 232L73 233L72 234L73 236H70ZM101 234L105 235L106 237H101L100 236ZM168 239L172 242V243L170 242L171 245H170ZM180 240H182L184 242H181ZM208 242H212L213 243L212 246H204V244L208 243ZM34 243L41 245V247L39 246L40 248L38 249V247ZM172 245L173 246L175 245L176 247L175 246L173 247ZM177 245H179V246H177ZM195 245H198V246H195ZM116 247L117 248L120 247L119 249L123 252L122 255L115 256L112 253V255L110 254V256L114 260L111 257H110V259L109 258L107 259V256H109L107 254L110 253L112 251V249L116 248ZM149 247H153V248H150L151 249L150 250ZM169 248H171V249H169ZM35 254L33 253L32 257H34ZM115 257H117V258L115 259ZM197 258H198V260H196ZM109 260H111V261L113 260V262H111ZM105 261H107V262H105ZM109 262H111V263H109ZM30 263L31 264H39V263H33V262L24 263V264H30Z\"/></svg>",
	"mask_w": 264,
	"mask_h": 264
}]
</instances>
